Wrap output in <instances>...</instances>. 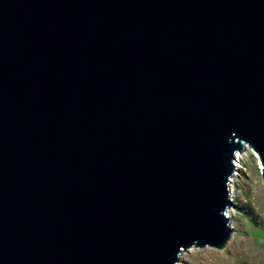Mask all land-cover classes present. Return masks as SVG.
Here are the masks:
<instances>
[{
    "label": "water",
    "instance_id": "1",
    "mask_svg": "<svg viewBox=\"0 0 264 264\" xmlns=\"http://www.w3.org/2000/svg\"><path fill=\"white\" fill-rule=\"evenodd\" d=\"M247 147L264 0H0V264L223 250Z\"/></svg>",
    "mask_w": 264,
    "mask_h": 264
},
{
    "label": "rangeland",
    "instance_id": "2",
    "mask_svg": "<svg viewBox=\"0 0 264 264\" xmlns=\"http://www.w3.org/2000/svg\"><path fill=\"white\" fill-rule=\"evenodd\" d=\"M235 179L229 218L234 224L232 234L240 237V243L223 250L185 251L181 264H264V183L251 155L244 158L243 169Z\"/></svg>",
    "mask_w": 264,
    "mask_h": 264
},
{
    "label": "bare ground",
    "instance_id": "3",
    "mask_svg": "<svg viewBox=\"0 0 264 264\" xmlns=\"http://www.w3.org/2000/svg\"><path fill=\"white\" fill-rule=\"evenodd\" d=\"M248 153H250V151L249 150H246L245 151V154H243V155H239L238 156V159H239V161H241V160H243L244 159V157L248 154ZM253 158L255 159V157H254V155H253ZM255 161L257 162V164H258V166H259V169H260V171H262V168H261V163H259V161L257 160V159H255ZM236 177H233V179H232V182H231V184H230V197H231V199H233V197L231 196L232 195V193H233V191H234V186H235V179ZM232 203H233V201H232ZM233 207V206H232ZM231 207V208H232ZM228 214V217H232V210H230L229 209V212L227 213ZM229 218V219H230ZM234 224L231 222V220H230V226H231V229H233L234 228V226H233ZM237 236L235 235V233H233V234H231V238H230V240H229V242H228V244H227V246H226V248L227 247H230L231 245H236V244H239L240 243V237H238V238H236ZM235 239V240H234ZM233 241H235L234 243H233ZM195 249H197V248H192V249H189L190 251H194ZM225 249V248H224ZM188 250V251H189ZM185 260V253H183L181 256H180V259H179V264H181L183 261ZM177 263V264H178Z\"/></svg>",
    "mask_w": 264,
    "mask_h": 264
},
{
    "label": "built area",
    "instance_id": "4",
    "mask_svg": "<svg viewBox=\"0 0 264 264\" xmlns=\"http://www.w3.org/2000/svg\"><path fill=\"white\" fill-rule=\"evenodd\" d=\"M246 150H249L250 153H248L245 157H248V156H250V155L253 157V155H254L255 159H257V160L259 161V163H260V160H259L257 154H256L253 150H251L250 148H248V147H247L244 151L237 153V154L235 155V161H234V166H235V169H236V170H235L233 176L231 177L230 184H231V182H232L233 177L238 176L239 172L243 169L244 159H243L242 161H239L238 156H239V155H243V154H245V151H246ZM245 157H244V158H245ZM253 159H254V158H253ZM255 159H254V160H255ZM230 198H231V197H230ZM230 209H231V208H230ZM228 212H229V211H228ZM227 216H228V214H227ZM228 218H229V217H228Z\"/></svg>",
    "mask_w": 264,
    "mask_h": 264
}]
</instances>
